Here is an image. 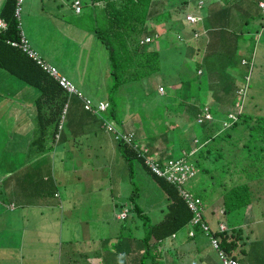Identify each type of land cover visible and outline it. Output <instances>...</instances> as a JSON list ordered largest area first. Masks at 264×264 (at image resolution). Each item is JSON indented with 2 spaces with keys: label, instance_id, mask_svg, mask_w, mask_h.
Segmentation results:
<instances>
[{
  "label": "rangeland",
  "instance_id": "obj_1",
  "mask_svg": "<svg viewBox=\"0 0 264 264\" xmlns=\"http://www.w3.org/2000/svg\"><path fill=\"white\" fill-rule=\"evenodd\" d=\"M186 1L187 3L183 6L180 0H152V2H155L153 11L155 13L158 12L155 15L159 16L161 10H169L171 12L172 26L178 30L181 40L183 39L184 42L192 47L193 53L190 56L193 59L189 61L191 62L190 69L195 70L194 61H198L201 66L197 70L201 72V76L205 74L208 76L207 82L213 81L210 80L211 78L217 76L221 78L223 75L228 78V82L229 79L232 82H236L237 77L242 74V69L245 67L243 64L248 60L246 74H248L249 83L246 89L247 95L245 94L244 99L247 97L248 105L255 107V113H264V1L259 2L263 9L261 13L257 12V7L252 0L248 1V9H250V15L253 18L247 23L240 25H238V21L236 24L230 23L233 20L226 17L229 15L225 14L220 17L216 14H211L213 10L218 8L219 11L224 12L223 6L227 5L226 0ZM57 2H61L63 7L56 9L55 4ZM68 2L70 4L71 0ZM66 3V0H20L18 3L20 6L18 16V21L21 23L20 26L25 35L29 32L33 34L30 37V39L34 40L32 45L38 50L45 62L55 67L58 72L63 67L64 75L70 77L72 80L69 79L73 84L82 90H94L97 85L98 88L100 87L98 95L104 97L107 86L111 81L109 75L110 67L106 65L105 60L107 51L103 43L89 30L92 24L91 19L80 17ZM84 4L83 8L86 9L89 5L87 0H85ZM194 4L198 5L195 7ZM200 5H202V8L198 9ZM60 12L61 16H59ZM189 12L199 14V16L202 15V21L193 23L185 20V14ZM207 12L209 13L208 16L205 14ZM44 14L43 18L38 17ZM255 14L257 15L254 17ZM52 15L56 17V23L53 22V25L50 19ZM231 16H236L239 21L243 19L240 18L238 12H236V15L234 12ZM32 19L33 24L29 27V21ZM214 20L215 22L220 21L219 25L217 23V25L213 26ZM164 24L165 22L150 20L149 33L152 34L154 29L163 28ZM194 25L197 28V32L194 29H190ZM211 26L213 27L211 28ZM218 28L221 29L219 31L225 32L218 35V37L226 35L228 30L231 29H235V35L233 37L228 36L226 41L223 39L221 42L214 40L216 38L214 36V39L207 44L205 49L206 52H211V50H215V52L212 55L209 54L201 58V55L205 52V49L203 50L205 39L207 40L208 36L212 37L209 34H215V30ZM56 31L60 32L56 36L57 39L59 38V46L54 43L50 45V40L56 42L53 38ZM65 35L68 44L64 40ZM194 42L197 47L193 46ZM178 43L180 42L177 41L176 44ZM220 50H224V54H221V57H219ZM225 50L229 52L226 53ZM49 51L53 52L50 53ZM164 51L173 53L170 55L164 52L161 53V55L165 54L163 58L161 57L162 63L160 64L162 83L174 81L179 84L170 86L169 97H167L170 101L172 99L179 101L176 93H181L180 89L185 86L183 85L186 84L185 81L190 82V80L185 77L184 73L180 76L181 68L176 73L178 70L176 63L178 55L175 52L177 51H170L169 49ZM245 58L247 59L245 60ZM182 60L184 59L182 58ZM144 79L146 81V78ZM203 79L206 81L207 77L203 76ZM147 80L155 87L159 85L154 77L147 78ZM9 90L12 93H5L4 91L1 101L8 103L6 107L10 106L12 110L18 111L17 116L19 114L22 116L27 108L19 107L16 102L17 96L20 95V93H17L18 86L9 88ZM117 92L123 94L121 91ZM89 95H91V92H89ZM199 97L202 102H207L206 105H211V110L215 109L223 112L222 110L227 108L224 98H220L216 92L214 93L210 89L207 90L206 87L201 86ZM115 98H117V95H114ZM128 98L131 101L133 96ZM136 98L131 102L135 111H138V120L135 112L130 113L129 110L121 112L120 109L119 111L121 112L120 115L124 114L126 117L132 114L129 117V126L138 130L139 135L150 136L151 141H154L153 144L158 147L168 144L169 141L170 144L167 145L169 151L176 149L177 146L184 148L183 139L188 140L192 144V135L198 131V124L195 125V123L187 121L179 126L175 118L173 123L165 122L162 125H156L160 121V110L156 108L157 112H152L147 109H138L137 105L147 106V101L153 100V102H156L159 96L150 95L143 99ZM121 100L122 108L126 109L127 105H129L128 102H125L124 97ZM33 109L34 104H31L26 115L32 116L34 114ZM8 111L9 109L3 110V118H6ZM101 114L106 121H112L103 112ZM96 119L92 121V127L88 126L89 128L87 129L78 130V125L75 124L72 127L75 134L72 135V129L65 130V127L67 122L69 127L72 126L74 117L73 115L70 116L69 112H63L61 131L59 130L56 133L57 135L60 134V137L62 132H68L66 133V138L61 136L63 141L59 137L54 136V139L51 136V131L47 124L42 127L46 133L42 143L49 149L47 154H45V158L49 160V189L51 192L55 191L58 193L57 199L60 202L65 203L69 200L72 203L71 207H67L65 214L61 213L56 207L55 198H51L52 204L50 208H46L49 211L40 210L41 213H45L43 215H40V212L35 214L32 211L36 207L35 204L21 208V202L25 201L24 197L26 194H28L29 199L33 200L32 193L29 191L30 188H28L24 180L19 183L17 178L11 176L6 178L5 182L12 180V185H7L5 190L3 189V184L0 186L1 202H7L8 200L15 202L14 206L0 209V228L3 229L7 225L10 228V230L7 229L8 231L0 233V264H93L91 258L97 260V264H116V259H119L120 256L117 254H121L125 259L129 258L121 248L123 242H119L121 240L115 241L120 232L121 236H125L128 230L131 231L133 235L127 237L129 240L132 236L139 237L143 231L141 217L139 218L130 209L132 203L129 200V196L132 189L137 192L134 196V201L141 206L150 221L155 222L161 218L163 213L161 208L165 205L163 203L164 193L159 187H155L152 182V176L137 159L131 160V172H129L127 162L118 156L116 150H113V138L106 134L102 128L98 127ZM7 122L8 119L0 120V147L6 151L4 154L11 153L7 151L13 149L11 137L17 132L18 127L17 124L14 125V121H11L10 125L4 124ZM111 123L112 125L110 126L115 128V123L113 121ZM7 127H10L9 129L11 130L8 135L5 130ZM175 127L176 129H174ZM168 150H166L167 153ZM162 153L165 157L168 156L165 152ZM173 156H178V154L173 153ZM40 169L42 170V167ZM24 170H28V168H24ZM81 175L82 178H80ZM21 176L24 177L25 173H22ZM85 177L86 179H84ZM92 178L96 179V183H91L89 186L88 182ZM240 180L237 175H234V179L228 182L226 177L223 176L221 179L220 172L218 170L214 171V168H212L209 173H203L198 170L195 175L184 182L183 186L185 189L200 196L204 219L211 226L216 221L215 219L219 221L225 220V215L227 214H224L221 202L223 193ZM247 182L251 187V201L240 211L244 215L240 226L242 235L247 236V241L244 243H246L247 247L257 248L258 264H264V260L261 259V254L264 256V175L256 179H248ZM66 189L74 192V197L67 193ZM75 201L79 202L80 205H76ZM120 203L124 204L123 207L125 208L123 209L127 208V215L124 220H122L124 216L120 217L121 213L116 216V213L120 210ZM12 208L14 209L11 210ZM52 214H55L56 217H53ZM131 214L134 216L132 219ZM21 215L27 219V227L25 224L23 227L20 223ZM52 220H54L53 226L51 224L53 227L52 232L50 233V226L43 232L40 225L44 223L50 225ZM222 221L221 223H223ZM29 222H33L38 229L29 227ZM19 223L18 230H15L14 225H19ZM122 226H126L128 230L126 231V228L124 229ZM199 234L197 238L186 240L185 233L182 230L176 234L175 238L167 237L159 241L158 247L160 249H158L161 252L159 255L165 258V264H212V259H219L216 251L210 246L207 237L202 233ZM86 238H93V243L84 242L83 240ZM106 239H109V241H105ZM11 241L16 247L13 246ZM73 243L79 245L75 248L78 251L73 254H67ZM246 246L245 244L242 246L245 253L243 255L238 254L242 261L248 260L249 253H247ZM132 248L134 247L131 245V251ZM131 251L128 255L133 256V251L132 253ZM26 254L31 257H27ZM154 254L158 258V253L154 252ZM68 258H74L75 261H67ZM121 259L124 260L123 258ZM247 263L245 262L244 264Z\"/></svg>",
  "mask_w": 264,
  "mask_h": 264
},
{
  "label": "trees",
  "instance_id": "obj_2",
  "mask_svg": "<svg viewBox=\"0 0 264 264\" xmlns=\"http://www.w3.org/2000/svg\"><path fill=\"white\" fill-rule=\"evenodd\" d=\"M180 1H182L183 6L187 3L186 0ZM248 1L251 0H226L227 5L223 6L224 12L219 11L218 8L213 10L211 14H216L220 17L225 14L229 15L226 17L233 20L230 23L236 24L237 21L238 25L247 23L253 18L250 15V9H248ZM252 1L257 7V12L261 13L259 2L264 0ZM19 2L20 0L17 3L16 0H1L0 2V17L6 23L4 28H0V67L4 68L14 81H21L38 90L39 96H36L37 102L35 103L38 113H36L34 120L38 122L39 127H36L34 132L36 134L47 124L51 128V136L54 138L59 131L56 126L60 124L58 120L62 113L61 102L65 97V90L61 86L59 87L33 60L29 59L25 52L8 42V40H18L19 29L16 26L18 19L14 16L13 11L16 7L15 5H18ZM66 2L68 5L69 2L67 0ZM79 2L81 5L77 13L80 17L91 19L92 24L89 30L103 43L107 51L106 64L110 67L109 75L111 81L107 86L105 97H102L107 102L108 108L105 111L101 110L93 114L91 113V121L97 118L96 123L98 127L102 128L106 134L113 138L114 150H116L119 157L127 162L129 172H131V160L137 159L152 176V182L155 184V187H159L165 195L163 200L165 205L161 208L163 212L161 218L155 222H151L149 217L143 212L141 206L134 201V196L137 193L136 190H131L129 200L132 206L130 209L139 218L141 217L143 231L139 237L132 236L128 240L127 237L133 234L126 226H122L124 229L126 228V231L128 230L127 234L121 236L120 232L115 242L119 240H121L119 242H123L121 248L129 258L125 259L121 254H117L120 256L119 259H116V264H165V258L159 255L161 253L158 247L159 241L167 237L175 238L176 234L182 230L185 233L186 240L197 238V235L202 232L196 225L190 226L193 229V234H187L189 228L188 220L192 215V210L183 199L182 193H189L191 196H197L198 198L200 196L185 189L183 185L198 170L203 173H209L212 168H214V171L218 170L221 179L224 176L228 182L234 179V175H237L241 179L236 185L223 193L221 201L222 210L227 215H225V220L223 221L224 227L222 229L215 228L214 226V235L218 239L216 247L221 248L227 256L234 257L239 264H244L245 262H248L247 264H258L257 248L246 246L244 242L247 241V236L242 235V228L240 226L244 217L240 211L251 201V187L247 181L248 179H256L264 175V113H255V107L248 105L246 101L247 97L244 99L245 94L247 95L246 89L249 83L248 74H246L248 67L247 58H245L246 62L243 64L245 67L242 69V74L237 77L236 82H232L230 79L228 82V78L225 75L221 78L218 76L211 78L210 80L213 81L207 82L208 76L206 74L203 75L207 77L205 81L203 76H201V72L197 70L201 66L198 61H194L196 69H190L191 62L189 61L193 59L190 56L193 53L192 47L190 44L184 42L183 39L181 40L179 32H177L178 30L172 26L171 12L169 10H161L159 16L155 15L158 12L155 13L153 11L155 2H152V0H87V4L89 5L86 9L83 8L85 0H79ZM211 3L213 4V2ZM55 5L56 9L63 7L61 2H57ZM197 5L194 4L195 7ZM201 6L198 9L202 8ZM234 12L235 15L236 12L239 13L240 18H243L242 21L237 20L236 16H231ZM205 14L206 16L209 15L208 12ZM61 15L60 12L59 16ZM153 19L156 22H165L163 28L157 29V32L152 31L150 40L145 42L140 41L143 36L149 34V21ZM202 19L201 15L200 22ZM219 22H215L213 26L217 25V23L219 25ZM195 28L196 26L194 25ZM219 30L221 29L215 30L214 33L216 35L209 34L212 38L208 36L203 50L214 39V36H216L214 40L221 42L223 39L226 41L228 36L233 37L235 35V29H231L232 31L228 30L226 35L218 37V35L225 33ZM229 31L231 32L229 33ZM177 41L180 43L176 44ZM193 46L197 47L195 42ZM166 49L177 51L175 52L178 55V62L176 61L178 70L176 73L181 68L179 72L180 76L184 73L185 77L190 80V82L185 81L186 84H183L185 86L182 89L178 87L181 90V93H176L179 101L173 99L170 101L167 98L169 97L170 86L173 84L177 85L178 83L174 81L162 83V74L160 72L161 57L163 58L165 54L170 55L173 53L164 51ZM163 52L165 54L161 55ZM214 52L215 50L206 52L205 49L201 58L209 54L212 55ZM228 52L226 51V53ZM221 54H224V50H220L219 57H221ZM150 77L155 78L156 83L159 84L157 87L148 82L147 78ZM144 78H146V81ZM201 86L206 87L207 90L210 89L214 93L216 92L220 98H224L223 100L227 108H224L223 112L215 109L211 110V105H206L207 102H202V99L199 97ZM117 91H121L123 94ZM114 95H117V98L114 99ZM150 95H158L159 98L156 99V102H153V100L147 101V106L137 105V108L151 110L152 112H157V109L160 110V121L156 125H162L165 122L173 123L175 118L179 126L187 121H191L195 125L198 124V131L192 135V144L182 138L184 148L177 146L176 149L169 151L167 145L170 143L168 141V144L156 151L154 148H151V145L153 147L158 146L153 144L154 141H151L150 136L145 137L148 141V143L146 142L147 144L138 140V130L129 128V117L132 114L126 117L124 114L120 115V113L126 110H129L130 113L135 112L138 120V111H135L131 101L137 99L136 97L143 99ZM131 96L133 98L130 101L128 97L131 98ZM122 97L129 104L126 109L122 108ZM200 100L201 102H199ZM203 110L212 113L213 117L209 121L205 118H201V121L195 119L198 114H202ZM101 112L109 116L115 123V128L102 126L104 122L112 125V121H106ZM225 112H233L235 115V118L227 119V121L231 120L229 125L222 123ZM77 121L79 119H75L71 127L68 126V128L72 129V135L75 134L72 127L77 124ZM67 124L69 123L67 122ZM56 128L58 131H55ZM40 132L34 139L39 141L41 148H44L42 143L43 132ZM59 135L56 137H59ZM121 136L123 137L121 138ZM160 136L162 135L160 134ZM59 138L63 141L61 136ZM125 138H129V140ZM166 150H168V153ZM162 152H165L168 156L165 157ZM173 153H177L178 156H173ZM156 158L159 159L158 164H161L160 168L164 169L162 164L164 163L167 166L168 161L172 160L173 162L177 161L179 165H189L192 168V173L188 174V170L183 173L180 167L171 176L173 179L165 176L172 173V170H167L164 174H157L147 163V160L152 159L155 161ZM159 161H162V163ZM199 199L202 201L201 198ZM126 212L127 208L122 220L126 218ZM133 217L131 214V219ZM203 235L209 240L207 235ZM105 241H109V239ZM91 242L93 243V240ZM244 244L249 256L248 260L242 261L238 254L243 255L245 253L242 248ZM131 245L134 247L132 248L133 256L128 255L131 251ZM69 249L67 252L70 254L78 251L75 247ZM154 252L158 253V258ZM69 259L75 261L74 258ZM261 259L264 260L263 254H261ZM91 260L93 264H97V260H93V258Z\"/></svg>",
  "mask_w": 264,
  "mask_h": 264
},
{
  "label": "crops",
  "instance_id": "obj_3",
  "mask_svg": "<svg viewBox=\"0 0 264 264\" xmlns=\"http://www.w3.org/2000/svg\"><path fill=\"white\" fill-rule=\"evenodd\" d=\"M0 2H1V0H0ZM79 4H80V2H79ZM68 5L71 6V4H69V3H68ZM19 9H20V6H19ZM70 9L73 10L72 6H71ZM18 14H19V11H18ZM44 16H45V14L44 15H40L38 17L39 18H41V17L43 18ZM50 19L52 21L51 22L52 25H53V22L56 23V17H54L52 15L50 17ZM20 24L21 23H19V25ZM32 24H33V19L29 21V27ZM5 25H6V23H5ZM20 29L22 31V34L24 35V37L27 39L28 43L30 44V47L33 50H35L36 53L38 54V56L41 58V60H43V58L41 57V55L38 52V50H36L33 47V45H32V43H34L33 42L34 40L30 39V37L33 34H31V32H29V33H27V35H25L21 26H20ZM190 29H194V27H191ZM196 29L197 28L194 29L195 32H197ZM28 30H30V29L28 28ZM152 31L153 32H157L156 29H154ZM58 34H60V32L56 31L54 36H53V38L56 40V42L54 40H50V45H53V43H54V44L59 46V44H60V42H58L59 38L58 39L56 38V36ZM146 34H148V33H146ZM149 36H151V35H149ZM210 38H212V37H210ZM64 40L66 41V44H68L67 40H66V35L64 36ZM205 42L206 41H204V43ZM223 44H224V42H223ZM49 52L51 53L53 51H49ZM105 60H106V58H105ZM43 61L45 62V60H43ZM46 63L48 64V62H46ZM49 65H51V64H49ZM62 70H64L63 67H61V70H60L61 72L60 71L59 72L64 75ZM67 78L69 79L70 77H67ZM14 86H18V92L17 93H20L19 96H17V94H16V96L18 98L16 100V102L19 104V107L22 106V107H26L27 108V110L25 111V114H23L22 116L20 114L17 116L18 111L12 110L10 108V106L6 107V104H8V103L1 101L4 91H5V93L9 92L11 94L12 91L9 90V88H12ZM74 87L77 88V90H79L81 93L88 95L92 99L102 98L101 96L98 95L99 92H100V87L98 88L97 85H96L94 90H90V89L82 90L80 87H79L80 88L79 89L75 85H74ZM37 92H38L37 89L32 88L29 85H27V84H25V83H23L21 81H14L12 76L4 68L0 67V120L8 119V122L4 123V124L10 125V122L14 121V125L17 124V126H18L17 127V132L14 133V135H12V137H11V140L13 141L11 143L12 146H13V149L11 151H7V152H11V153L10 154H6V153L4 154V152H6V151L4 149L2 150V148L0 147V175H1L0 186L3 184V189L5 190L7 185H12V183H13L12 180H8V181L5 182V179L8 178V177H11V176L13 178H17L19 183H21V180H24V181H26V185L28 186V188H30L29 191L32 193L33 200L29 199L28 196H27L28 194H26V196L24 197L25 201L21 202V208L25 207V206H30V205H34L35 204L36 207L32 210L33 212H35V214L37 212H40V210L41 211H49V209H46V208H50V205L52 204L51 198H55L56 207L60 210L61 213L65 214L66 210H67V207H71L72 203L69 200H67L65 203L64 202H60L57 199L58 193L55 192V191L51 192V190L49 189V179H50L49 160L45 158V154H47L49 149H47L45 146H44V148H41V144L39 143V141H36L34 139L35 137H37V135L39 133H41L40 131L43 132L42 133V141H43V139L46 136V133L44 132L45 130H43L41 128H40L41 130L39 132H37L36 134L34 132L36 130L35 128L39 127L37 121H35V124H34V117H35L36 113H38L37 110L35 109V103L37 102V97L36 96L37 95L39 96V94ZM89 92H91V95H89ZM64 93H65V97L62 100V102L60 101L61 102V106H62L61 117L63 116V112L64 113H66V112L68 113L69 112L70 116L73 115L74 120L75 119L76 120L79 119V121H77V124L80 123L77 126L78 129H81V128L82 129H87V128H89L88 126L92 127V121H91L92 115H91V113L93 114V112H91L89 110L85 111L86 109H84L82 107V104H81L82 102H81L80 97H78L76 95L71 96L72 94L68 95V94H66V92H64ZM104 97H105V93H104ZM29 104L30 105L34 104V109L32 110L34 112V114L32 116H27L26 115V113H27V111L29 110V107H30ZM79 104H81V105H79ZM4 109H9L8 115L6 116V118H3V115H4L3 114V110ZM208 112L212 115V113L210 111H208ZM61 117H59V120H58V123H60V124H57V126H56L58 128V130H60V131H61ZM209 119H207V120L209 121ZM75 123H76V121H75ZM47 127L50 128V126H47ZM9 128L10 127H7L5 129L7 135L11 133V130ZM57 128H56L55 131H58ZM65 128H66L65 130H70L68 128V124L67 123H66V127ZM129 128H131V126ZM50 131H51V128H50ZM66 133H68V132H62L61 136L66 138V135H67ZM145 137L146 136H143V135L140 136L139 135L138 136V138H139L138 140L143 142V143H146V142L148 143V141L146 140ZM160 147H163V146L153 147L151 145V148H154L156 151H158ZM114 149H115V147L113 148V150ZM4 156H5V158H4ZM157 158H156V160H159ZM41 167H42V170L40 169ZM24 168H28V170H24ZM80 170H83V169H80ZM22 173H25L24 177L21 176ZM80 178H82V175L80 176ZM84 179H86V177ZM85 181L87 182V180H85ZM91 183L95 184L96 183V179H94V178L90 179L89 182H88V185L90 186ZM66 190H67V193L73 195V197H74V192H71L68 189H66ZM86 190H88V189L86 188ZM75 204L76 205H80V203L77 202V201H75ZM14 205H15L14 201L8 200L7 202H4V201L1 202V198H0V209L6 208V207H11V206H14ZM114 205H116V204H114ZM123 205H124L123 203L119 204L120 210L116 213V216L119 215L122 212L123 208H125V207H123ZM13 209L14 208H12L11 210H13ZM43 214H45V213H41L40 212V215H43ZM52 216L56 217L55 214H52ZM26 220L27 219H25L23 217V215L20 216V223L22 224L23 227H24V224L26 225V227L28 226V223H27ZM215 220H217V219H215ZM221 221L222 220H220V222ZM53 222H54V220H52L50 222V225L46 224V223L40 225L41 230L44 232L50 226V233H51L52 229H53V227H52L53 226ZM216 222H218V221H214L213 224H211V226L214 227ZM20 223H19V225H16V224L14 225L15 226V230H18V228L20 226ZM51 224H52V226H51ZM29 227L38 229V227L35 224H33V222H29ZM7 229L10 230L9 225L3 227V229L0 228V233H4L5 231H8ZM199 235H197V237ZM92 240H93V238H86L83 241L86 242V243L87 242L91 243ZM11 243L13 244L14 247H16L15 244L12 241H11ZM78 246L79 245H76L74 243L71 245V247H75V248L78 247ZM26 256L27 257L28 256L31 257L28 254H26ZM67 261H71V260L68 258ZM67 261H66V263H67ZM219 263L221 264L219 259H217V260L212 259V264H219Z\"/></svg>",
  "mask_w": 264,
  "mask_h": 264
},
{
  "label": "built area",
  "instance_id": "obj_4",
  "mask_svg": "<svg viewBox=\"0 0 264 264\" xmlns=\"http://www.w3.org/2000/svg\"><path fill=\"white\" fill-rule=\"evenodd\" d=\"M19 0H16V3ZM71 6L72 9L77 12L80 8V4H79V0H71ZM16 7L14 8V12L13 14L18 17V9L19 6L15 5ZM185 19L189 22H194L196 20L199 19V16L196 14H192V13H186L185 14ZM17 28L19 29V33H18V40L13 39V40H8V42L11 45L17 46L19 47L23 52H25L26 56L33 60V62L35 64H37L39 67L42 68V70L50 77L52 78L57 85L60 87H62L65 92L67 94L70 93H75L78 97H80L81 99V104L82 107L84 109H87L91 112H98V111H105L106 108H108V104L105 100L103 99H98L97 101L91 100L88 96L82 95V93L77 90L73 83L63 74H61L60 72H58L54 67H52L51 65L47 64L46 62H44L43 60H41V58L38 56V54L36 53L35 50H33L27 39L24 37V35L22 34V31L20 29V25L19 22L17 23ZM5 27V22L0 18V28ZM150 40V36L149 35H145L143 36L142 39H140V41L145 42ZM213 117V115H211L207 110H203L202 114H198L197 117H195V119L201 120V118H205V119H211ZM235 118V115L233 114V112H225V117L222 120V123H226L229 125V121H227V119H233ZM209 119V120H210ZM226 119V120H225ZM104 127L107 128H113V126H110L109 123L104 122L103 125ZM57 136V134L55 135ZM123 136H121L122 138ZM126 140H129V138H125ZM162 163V161H159ZM148 166L154 170L157 174H164L167 170H172V173H169L168 175H165L167 178H172L171 176H173V173H176L178 171V169H180V167L182 168V171L184 173V171L188 170V174L192 173V168L187 165V164H181L179 165L177 161H172L169 160L167 163V166L163 163V168H160L161 164H158V160H152L149 159L147 160ZM173 179V178H172ZM183 199L185 200L186 204H188L189 208H191L192 210V215L189 217V228H188V235H192L193 234V229L190 227L191 225H196L199 227L200 231L207 235L209 238V244L211 247H213L217 253V256L221 262V264H239L237 262V260L234 257L231 256H227V254L221 249V248H217L216 247V243L218 241L217 237L214 235V227L209 226L205 219H204V214H203V207H202V202L200 201V199L197 196H191L189 193H182ZM125 214V209H123V211L120 214V217H123ZM218 226V227H217ZM224 227V224L221 223L220 221L216 222L215 228H219L222 229Z\"/></svg>",
  "mask_w": 264,
  "mask_h": 264
},
{
  "label": "clouds",
  "instance_id": "obj_5",
  "mask_svg": "<svg viewBox=\"0 0 264 264\" xmlns=\"http://www.w3.org/2000/svg\"><path fill=\"white\" fill-rule=\"evenodd\" d=\"M261 4H259V6H260ZM18 6V5H17ZM19 10V9H18ZM260 10L261 11H263V9H262V7L260 6ZM14 12V11H13ZM197 15V14H196ZM15 16V15H14ZM18 16H19V14H18ZM198 16H199V14H198ZM16 17V16H15ZM17 19H18V17H16ZM200 18H201V15L199 16V19L198 20H196V21H194V22H200ZM186 20V19H185ZM193 22V23H194ZM77 89V88H76ZM67 94V93H66ZM76 95L75 93H70V94H68V95ZM82 95H85V96H88V95H86V94H83L82 93ZM77 96V95H76ZM89 97V96H88ZM91 100H94V101H97L98 99H103V98H97V99H92L91 97H89ZM87 110V109H86Z\"/></svg>",
  "mask_w": 264,
  "mask_h": 264
}]
</instances>
